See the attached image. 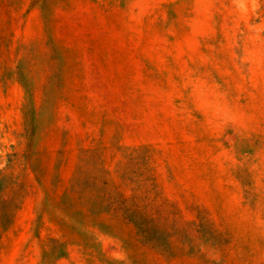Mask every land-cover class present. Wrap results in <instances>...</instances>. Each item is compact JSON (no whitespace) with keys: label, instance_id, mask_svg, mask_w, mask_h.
Masks as SVG:
<instances>
[{"label":"rangeland","instance_id":"rangeland-1","mask_svg":"<svg viewBox=\"0 0 264 264\" xmlns=\"http://www.w3.org/2000/svg\"><path fill=\"white\" fill-rule=\"evenodd\" d=\"M0 264H264V0H0Z\"/></svg>","mask_w":264,"mask_h":264}]
</instances>
